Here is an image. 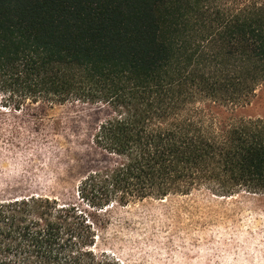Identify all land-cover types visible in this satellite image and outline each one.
Wrapping results in <instances>:
<instances>
[{"label":"trees","instance_id":"obj_1","mask_svg":"<svg viewBox=\"0 0 264 264\" xmlns=\"http://www.w3.org/2000/svg\"><path fill=\"white\" fill-rule=\"evenodd\" d=\"M264 0H0V118L109 112L111 162L75 199L0 200V264H122L97 251L110 207L205 191L264 196Z\"/></svg>","mask_w":264,"mask_h":264},{"label":"rangeland","instance_id":"obj_2","mask_svg":"<svg viewBox=\"0 0 264 264\" xmlns=\"http://www.w3.org/2000/svg\"><path fill=\"white\" fill-rule=\"evenodd\" d=\"M0 118V200L75 199L92 169L111 162L91 137L109 117L78 102L36 115L35 106ZM264 120V84L239 114ZM97 251L122 264H264V196L218 198L205 191L107 210Z\"/></svg>","mask_w":264,"mask_h":264}]
</instances>
